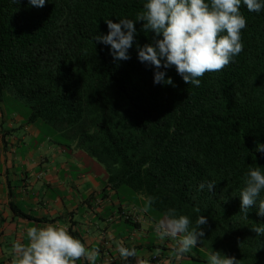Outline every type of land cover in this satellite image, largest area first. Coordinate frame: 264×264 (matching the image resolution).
Returning a JSON list of instances; mask_svg holds the SVG:
<instances>
[{
  "label": "trees",
  "instance_id": "trees-1",
  "mask_svg": "<svg viewBox=\"0 0 264 264\" xmlns=\"http://www.w3.org/2000/svg\"><path fill=\"white\" fill-rule=\"evenodd\" d=\"M145 2L0 0V101L95 164L114 193L130 190L135 207L155 198L144 213L154 223L169 208L190 226L205 216V236L193 249L198 260L219 251L240 264H264V234L252 230L264 216L258 206L240 212L239 197L249 167L264 172V152L256 150L264 145V9L241 5L243 50L199 86L184 83L174 66L159 69L173 86L154 83L157 69L138 59L137 45L154 35L143 22L135 23L128 60L95 40L108 34L105 20H135Z\"/></svg>",
  "mask_w": 264,
  "mask_h": 264
},
{
  "label": "clouds",
  "instance_id": "clouds-1",
  "mask_svg": "<svg viewBox=\"0 0 264 264\" xmlns=\"http://www.w3.org/2000/svg\"><path fill=\"white\" fill-rule=\"evenodd\" d=\"M28 3L43 7L46 0H28ZM242 4L249 12L259 13L264 9L262 0H146L135 20L121 18L119 23L105 20L108 34L98 35L95 40L110 45L114 59L128 60V50L133 46L136 34L135 23L143 22L142 31L154 35L152 43L142 47L137 45L138 59L157 69L154 83L173 85L172 79H165L166 73L159 69L174 66L184 83L199 86L201 77L223 70L243 50L241 31L246 28L247 21L240 11ZM256 150L264 152V145L257 144ZM215 186V181L207 183L210 192ZM204 187L202 183L200 188ZM262 192L264 172L260 167H249L239 192L240 212L247 216L248 209L258 206V215L264 216ZM154 199L147 197L136 211H153ZM207 223V218L201 215L195 226H190L187 215H178L175 208H169L153 226L160 240L174 241L170 256L179 260L202 241L205 236L202 226ZM252 230L257 236L264 234V225ZM115 243L121 260L134 257L136 264H149L137 256L135 248L125 247L121 241ZM99 256L98 248L86 247L70 234L66 225L49 223L26 229V242L12 244L10 264H77L82 260L96 264ZM206 259L207 264H240L234 256L219 251L209 252Z\"/></svg>",
  "mask_w": 264,
  "mask_h": 264
},
{
  "label": "crops",
  "instance_id": "crops-1",
  "mask_svg": "<svg viewBox=\"0 0 264 264\" xmlns=\"http://www.w3.org/2000/svg\"><path fill=\"white\" fill-rule=\"evenodd\" d=\"M23 114L0 101V264H10L12 244L26 242L28 227L49 223L66 225L86 247L98 248L96 264H136L134 257L120 259L116 241L149 264H207L193 250L179 260L170 256L174 241L160 240L153 220L114 200L95 164Z\"/></svg>",
  "mask_w": 264,
  "mask_h": 264
},
{
  "label": "rangeland",
  "instance_id": "rangeland-1",
  "mask_svg": "<svg viewBox=\"0 0 264 264\" xmlns=\"http://www.w3.org/2000/svg\"><path fill=\"white\" fill-rule=\"evenodd\" d=\"M13 107H15L16 109H18V111H25L26 110V108L22 104H20V103H18V104L16 103L15 105H13ZM118 191H119V193H114V200H119L120 203L123 206L132 207V206L135 205L134 204L135 198L132 197V193L130 192V190H128L126 187H121Z\"/></svg>",
  "mask_w": 264,
  "mask_h": 264
}]
</instances>
